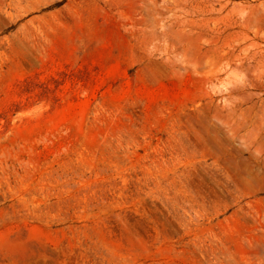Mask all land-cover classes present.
<instances>
[{"label":"rangeland","instance_id":"1","mask_svg":"<svg viewBox=\"0 0 264 264\" xmlns=\"http://www.w3.org/2000/svg\"><path fill=\"white\" fill-rule=\"evenodd\" d=\"M0 264H264V0H0Z\"/></svg>","mask_w":264,"mask_h":264}]
</instances>
